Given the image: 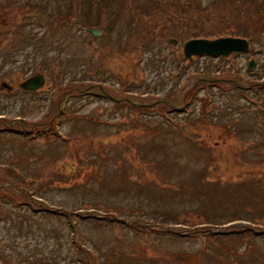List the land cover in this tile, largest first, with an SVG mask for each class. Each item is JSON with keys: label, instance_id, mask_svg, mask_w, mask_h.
<instances>
[{"label": "rangeland", "instance_id": "rangeland-1", "mask_svg": "<svg viewBox=\"0 0 264 264\" xmlns=\"http://www.w3.org/2000/svg\"><path fill=\"white\" fill-rule=\"evenodd\" d=\"M142 1L0 0V125L54 120L68 94L71 137L0 133V264H264V18L239 0L250 50L188 61L174 35L204 14Z\"/></svg>", "mask_w": 264, "mask_h": 264}, {"label": "trees", "instance_id": "trees-1", "mask_svg": "<svg viewBox=\"0 0 264 264\" xmlns=\"http://www.w3.org/2000/svg\"><path fill=\"white\" fill-rule=\"evenodd\" d=\"M9 1V0H8ZM153 4L156 5V2L159 0H150ZM163 0V3L166 4V2L170 5L177 4L179 5L181 10L180 12H185L186 14H191L193 10L195 11V14H204L199 16L198 23L200 24L199 27H196L192 29V31L188 32L186 31V27L182 29L178 28L177 30H181L176 32L174 36L177 38H182L185 35H190L188 38H194V37H220V36H228V35H235V36H243L247 37L251 40V42H254L258 40L255 36V34H251L252 32L246 31V30H240L237 28H234L236 24H238V18L239 15L237 13H241L243 11L242 3L239 2V0H216V4L214 3L212 7H210L211 0L208 1V3L203 6L202 0H199L198 3H196V0ZM179 2V3H178ZM247 2V6L245 4L244 7H247L246 11H254L256 14L257 20H261L264 18V0H245ZM145 1L140 0L138 6L144 7ZM91 4V3H90ZM154 5V6H155ZM249 5V6H248ZM114 10L112 9V12ZM70 15V14H69ZM205 20H211L212 26L210 28V31L205 30ZM218 20V21H217ZM216 22V23H214ZM180 25L185 26V23L183 19H180L178 22ZM172 24H175V21H173ZM96 26H99L98 24H95ZM167 26V25H165ZM259 31H262V29H258L257 26L254 29V33H259ZM264 31V29H263Z\"/></svg>", "mask_w": 264, "mask_h": 264}, {"label": "water", "instance_id": "water-1", "mask_svg": "<svg viewBox=\"0 0 264 264\" xmlns=\"http://www.w3.org/2000/svg\"><path fill=\"white\" fill-rule=\"evenodd\" d=\"M94 34H101L100 30L91 28ZM249 49V42L244 38L238 37H220L216 39L208 38H193L188 40L184 44L185 55L189 58L194 54L207 53L212 56H219L221 54L228 55L232 51H247ZM254 61L251 60L249 69H252ZM45 83V76L42 73H38L25 79L21 86L24 89L36 90L43 86ZM6 85V83H4Z\"/></svg>", "mask_w": 264, "mask_h": 264}]
</instances>
